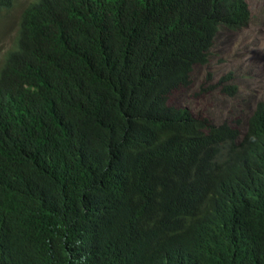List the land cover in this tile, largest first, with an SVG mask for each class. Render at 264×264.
Listing matches in <instances>:
<instances>
[{
    "label": "trees",
    "instance_id": "trees-1",
    "mask_svg": "<svg viewBox=\"0 0 264 264\" xmlns=\"http://www.w3.org/2000/svg\"><path fill=\"white\" fill-rule=\"evenodd\" d=\"M13 6L0 0V20ZM249 21L245 0L29 2L0 58V225L11 209L34 208L30 192L45 212L37 222L19 214L0 234L21 250L0 264H137L134 254L148 261L157 249L195 242L194 221L181 229L190 207L122 211L112 234L84 227L83 211L105 199L107 184L146 190L149 170L191 147L157 110L182 114L164 106L169 96L191 84L194 65L208 63L221 29L238 32ZM262 134L264 100L249 120L245 150ZM201 184L190 185L193 206Z\"/></svg>",
    "mask_w": 264,
    "mask_h": 264
},
{
    "label": "clouds",
    "instance_id": "clouds-1",
    "mask_svg": "<svg viewBox=\"0 0 264 264\" xmlns=\"http://www.w3.org/2000/svg\"><path fill=\"white\" fill-rule=\"evenodd\" d=\"M195 66L199 65L193 69ZM229 81L220 90L232 98L237 91L234 94L224 91ZM256 105L245 119L233 122V127L227 122L228 116L214 123L203 113L172 107L167 100L164 106L183 113L157 111L169 123L177 122L173 129H180L191 147H183L172 163L163 166L158 162L157 169L149 170L150 181L142 184L144 191L135 194L127 186L107 184V189L102 190L105 199H93L84 209L81 220L84 227L112 234L122 211L136 214L147 205L168 206L174 212L190 207L191 217L181 229L194 221L195 242L157 249L148 261L134 254L137 264H264V134L252 147L245 150L242 145L247 141L244 136ZM229 129L237 131V137L230 134L225 137ZM221 130L223 134L217 138L216 132ZM199 182L202 184L196 188L198 202L193 206L194 190L190 185ZM27 199V204L34 208L11 209L7 213L8 222L0 225V234L7 236L16 227L19 214L32 216L36 222L40 220L45 212L43 201L33 192ZM20 252L11 241L0 238V258Z\"/></svg>",
    "mask_w": 264,
    "mask_h": 264
},
{
    "label": "rangeland",
    "instance_id": "rangeland-1",
    "mask_svg": "<svg viewBox=\"0 0 264 264\" xmlns=\"http://www.w3.org/2000/svg\"><path fill=\"white\" fill-rule=\"evenodd\" d=\"M31 1L14 0L13 8L0 20V58L12 48L20 14ZM245 2L250 11L247 27L238 32L220 30L208 63L194 67L191 84L169 96L170 106L203 113L214 123L228 116L230 121H224L235 127L233 122L245 119L264 100V0ZM229 74L233 75L229 86L237 88L232 98L221 93L226 84L217 86Z\"/></svg>",
    "mask_w": 264,
    "mask_h": 264
}]
</instances>
